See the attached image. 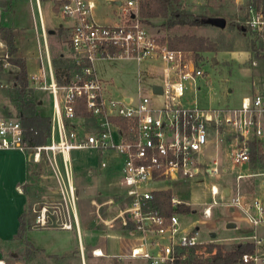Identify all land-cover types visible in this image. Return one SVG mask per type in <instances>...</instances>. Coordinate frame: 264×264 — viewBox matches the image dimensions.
<instances>
[{
	"label": "built area",
	"instance_id": "obj_1",
	"mask_svg": "<svg viewBox=\"0 0 264 264\" xmlns=\"http://www.w3.org/2000/svg\"><path fill=\"white\" fill-rule=\"evenodd\" d=\"M54 1L57 12L72 21L69 45L80 75L79 79L62 86L50 75L48 84L42 85L52 95L53 115L49 139L33 146L32 159L39 161L42 153L53 154L52 163L63 183L65 210L59 205L41 206L34 220L36 226L40 229L75 228L79 232L77 196L73 183H68L69 176L72 182L69 152L94 149L103 155L99 164L102 168L107 166L112 153L119 157L121 192L105 200L92 201L91 225L95 229L125 230L138 235L140 241L130 248L129 258L142 259L146 264H208L206 260L216 255L237 253L229 264H264L263 239L259 236L254 234L244 244H216L211 239L215 234L211 233L208 239L199 240L197 227L187 232L180 230L181 213L173 210L164 214L157 204L158 192L166 189L160 183L202 181L207 175L217 177L227 173L219 157L223 142L228 144L234 165L249 163L252 143L264 144V90L253 89L250 96L241 99L238 107L202 108L188 104L183 99L185 91L200 90V80L206 77L201 67L203 62L192 51L171 48L149 32L138 16L140 0H117L119 22L114 24H99L92 19V0ZM246 12L245 27L255 35L264 54V3H250ZM120 58L137 63L148 59L163 62L162 82L149 83L152 96L160 99L158 105L151 103V97L140 93L134 99L111 94L110 83L96 75L94 62ZM8 59L9 56L0 58L1 69L10 65ZM144 73L151 76L150 72L138 68L139 85L143 83ZM15 85V82L0 81V88ZM153 85L160 86L161 92H154ZM60 90H63L62 102L57 100ZM79 99L96 123V132L79 134L66 128L64 119L75 117ZM111 117L124 118L128 125L126 130H119ZM24 131L17 116L0 118V149L26 153L29 141ZM209 147L214 150L211 155ZM56 154L61 156L62 172L55 161ZM242 176L239 173L236 179ZM15 190L22 193L19 186ZM227 191L225 195L224 191L222 193L229 199L227 204L241 210L248 224L256 226L264 220V203L259 198L246 200L239 191ZM210 194L211 202L201 211L204 218L211 217L212 207L219 204L215 198L219 194L218 186L211 185ZM169 202L173 209L187 204L176 195H171ZM50 209H54L53 212ZM91 253L95 257L106 256L99 248ZM0 264L9 263L0 257Z\"/></svg>",
	"mask_w": 264,
	"mask_h": 264
},
{
	"label": "rangeland",
	"instance_id": "obj_2",
	"mask_svg": "<svg viewBox=\"0 0 264 264\" xmlns=\"http://www.w3.org/2000/svg\"><path fill=\"white\" fill-rule=\"evenodd\" d=\"M94 1L96 3V8L94 9L95 19L98 23H103L104 21L115 23L117 21L115 10L116 12L120 10L115 3L117 0ZM178 2L180 9L190 12L192 15L199 17V19L205 20L210 17H223L226 20L224 27H218L205 21L206 23L200 26H174L171 29L165 28L166 19L160 17L149 19L146 24L143 23L149 32L159 37L168 38L174 35L189 34L205 36L216 43V51L197 54L203 62L201 67L206 73V77L200 80V90L193 92L191 89H187L185 91L183 97L184 101L188 104H196V106L202 108L238 107L241 99L245 96H250L253 89L260 88L264 90V54L255 35L245 27V16L248 5L250 3H263L264 0H178ZM59 16L54 17L56 23H62L64 21V17L62 18ZM70 65L74 66L73 64ZM95 67L97 74L101 78L106 79L111 87L113 84L110 80H112L115 86L129 90L132 96L135 95L137 91L136 61L97 59ZM141 67H145L146 71H149L150 74L153 75L156 74L159 78L165 75L163 62L160 60L148 59L145 63H142ZM32 73L33 72L28 71V76ZM144 74L147 75V73ZM79 75L80 73L77 69H69V79H79ZM146 75L142 78L143 85L141 87V93L144 94L143 96L151 97L152 104L158 105L160 99L152 96L149 89V83H151V81L147 80ZM64 79L66 80L65 76L61 77L60 82H63ZM12 81L13 80H11V82ZM15 81L18 82L17 78H15ZM56 83L58 84V82ZM6 89L7 90L4 91L0 89V118L9 115H14V117L16 115L19 117V111L23 109V106L18 89ZM27 90L29 91V96H27L25 100L34 103L35 113L41 116L51 114V96L48 93H31L30 89L27 88ZM61 94L60 90L58 93L59 98ZM40 95L44 102L42 108H38L37 106V100L40 99ZM2 105L7 107L5 111L2 109ZM81 107L82 104L77 102L75 105V117L72 119H64L66 128L68 130H74L79 134L96 132L98 130L97 125L92 121L90 116L88 118L77 115V110L81 111ZM44 112L47 114H44ZM20 120L23 122L22 119ZM28 144L29 146H27L26 149L28 160L33 163L32 165L37 164L34 168L30 166L33 179L35 180V176H40L42 174L44 177L43 182L49 189L46 201L36 205L28 204L25 216V228L32 229L25 233V238L29 242H32L37 248L33 246V249L28 250L27 245L24 241L22 242V240L16 243L11 241H0V256L5 258L9 264H81L82 254L78 248L58 255L49 253L56 252L58 250L57 248H59L58 246L62 243L66 246L69 244L70 246L76 247L78 241L77 234L74 230L65 231L59 230L60 228L40 229L36 226L34 220L41 206L59 205L61 210L62 208L65 210V202L61 192L62 181L60 182L57 169L52 163L54 162L53 154L42 153L39 161H34L32 159L34 151L33 145H31L30 142ZM222 144V151H220L219 157L221 159V164H223L222 167L227 168V173H220L221 175L217 177L207 175L202 181L178 180L173 183H160V185H166L172 195H176L177 198L187 202L186 205L189 206L190 212L187 214H180L178 218L180 230L182 232H187L193 227H197L199 240L208 239L209 234L214 233L215 236L211 237V239L213 238L216 244L224 245L240 244L249 241L255 234L263 239L262 245L264 246V220L256 226L248 223H239L235 228L225 227V218L227 214L234 211L236 208L229 206L227 204L229 201L228 197H223L222 194L223 191L224 195L227 194V190L230 189L239 191L242 195L249 198L256 197L264 200V168L260 167L262 162L258 158L253 161L251 153H249L250 159L248 164L240 166L234 165L230 158L228 144L224 142ZM262 147L264 153V144H262ZM213 151V147H209L210 155ZM98 154L94 149H73L69 152V161L76 175L72 177L74 192L77 196L76 205L80 212H82V210L88 211L78 218L80 220V225H85L86 228L89 229H91L90 221L93 217L89 201L94 197H99L100 199L101 195L103 196L105 194L103 193L105 191L102 189H105L106 192L109 191L110 194L108 193V196L111 195L110 197L121 192L119 186L117 187L114 183L111 184L112 182L107 181V179L110 180V178L116 177L115 175L113 176L111 173H106L103 175L104 177H102L96 174V170L88 169H95L97 167L103 156L101 155L100 158V154ZM116 158H118V156H116ZM55 161L58 163L60 171L64 169L59 154H56ZM101 173L102 171H100V174ZM239 173L243 174V176L237 180L236 175ZM95 176H101L103 181L106 180L107 183L99 182L96 185V180L94 179L95 181L93 182L92 178ZM211 185L218 186L219 194L218 196L216 195L215 198L218 200L219 204L212 207L211 217L204 218L201 211L205 205L211 202ZM115 186L117 189H115ZM106 195L107 194H105V196ZM35 210L37 211L35 212ZM53 210L54 209H50L52 212ZM55 216L56 214H54L53 218ZM86 239L87 237L83 233L84 242H86ZM107 244L109 245V253H116L120 249L117 240L107 238ZM41 247L46 251H43ZM28 251H30L29 254ZM83 254L85 257V264L141 263L140 260L130 261L127 258L119 259V257L95 258L91 255L90 248L85 244ZM17 255L18 257L13 258Z\"/></svg>",
	"mask_w": 264,
	"mask_h": 264
},
{
	"label": "crops",
	"instance_id": "obj_3",
	"mask_svg": "<svg viewBox=\"0 0 264 264\" xmlns=\"http://www.w3.org/2000/svg\"><path fill=\"white\" fill-rule=\"evenodd\" d=\"M92 1L94 3V8L92 10L91 16L92 19L95 22H97L94 13V9L96 8V3L94 0ZM115 3L119 5L117 1ZM59 15L60 14L57 12V5L54 0H0V27H5L11 30L12 40L14 46L16 47V52L13 55H11V57H20L24 59L26 76H27V88L31 90V93H36V92H40V94L48 93L51 96L52 104H53L52 95L48 90H44L42 85L48 84L51 76L56 82H58L59 86L70 82L69 80L71 79H69V69L74 68V66H69V60H71L70 63L74 65L72 61V52L69 45L70 28L72 26V21L63 18L60 15L64 19V21L63 22L61 21L62 23H56L54 17H58ZM115 17L117 20L115 23L119 22V12H116V10H115ZM245 17H247V12ZM99 24H114V23H110V21H104L103 23H99ZM5 56H9L8 50L6 43L1 38V34H0V58H3ZM8 60L10 62V65L7 68L1 69L0 67V81L9 82L13 80L12 82L16 83V85L13 88H16L18 87V84L15 81V78L19 72V68L18 66L14 65L11 62L10 56ZM113 60L134 61L133 59H126V58L113 59ZM146 61L147 60H144L141 63H137L136 74L138 68H142L141 67L142 63L143 62L145 63ZM95 62H94V71L96 75L100 79L107 81L106 79L101 78L97 74ZM66 64H68V66H66ZM142 69L146 70L145 67H143ZM28 71H31L33 73L28 76ZM63 76H65L66 80L64 79L63 82H60V79ZM147 80L151 81L150 84L162 82V79L159 78V76H157L156 74L155 75L151 74V76H147ZM110 82L113 84V86L110 87L111 94L116 97L124 96V97H131L132 99H134L136 98L138 93L142 94L141 87L143 84L141 85H139L138 83L136 84L137 91L135 92V95L132 96V94L130 95L129 90L121 89L120 87L115 86L112 80H110ZM0 89L3 91L7 90L6 88H0ZM61 93H62L61 97L60 98L59 96L57 97V100L59 102H62L63 90H61ZM43 103H44L43 99L40 95V99L37 100L38 108H42ZM2 106H3L2 109L5 111L7 107L5 105ZM44 114L47 113L44 112ZM52 115H53V108L51 110V114H47V116L52 117ZM98 153L99 152H97V154ZM116 156L117 155H115L114 153L110 155L111 160L108 162L106 167L103 168L100 167L99 165L100 161H99V164L95 169L92 168H88V169L94 171L96 170V174L97 175L99 174L102 177H104L103 175H105L106 173H111L113 174V176L115 175L116 177H112L110 178V180L107 179V181L112 182L111 184L114 183L118 187L120 170H119V165L117 164L119 157L116 158ZM100 158H101V154H100ZM32 164L33 163L30 160H28V156L24 152L15 149H0V241H11L14 243L21 242L20 240L17 239V231L19 228V217L22 215L24 211H27L28 204L36 205L46 201L47 194L49 193V189L43 182L44 177L42 174L40 176H35V180L33 179L30 166L34 168L37 164L36 165L35 164L32 165ZM71 169H72V177L73 175L75 177L76 175L74 173V169L72 166ZM62 171L63 170H61V172ZM100 171H102L101 174ZM101 176L92 177L93 182L96 180L95 182L96 185L99 182L107 183L106 180L103 181ZM17 186L21 188L22 193H19L15 190V187ZM116 186L115 189H117ZM167 189L168 187L166 186L165 190ZM102 190L105 191L103 193L107 194L106 196L105 194L102 196L100 193H98L101 195L100 199L99 197H94L89 201V205L92 210V215L94 214L92 201L104 200L111 196V195L108 196V193L110 194L109 191L106 192L105 189ZM246 198L251 199L252 197L251 198L246 197ZM259 199L264 203L263 199L261 198ZM86 212L88 211L82 210V212H80L76 205L77 218L81 217ZM69 218L71 220L70 212H69ZM228 222H234L236 226L239 223L241 224L247 223L243 218L242 211L239 209H235L234 211H231L230 213L227 214L225 218V225ZM78 225H79V232H76L75 228L69 230L61 229V228L59 229L65 231L74 230L76 232L77 241H78V245L76 247L70 246L69 244L66 246L65 244L62 243L58 246L59 248H57L58 250L56 252H49V253L58 255L73 250L74 248H78L82 254L81 264H85V259H84L85 257L83 254L84 244H85L87 247L90 248V253L91 250L95 248H99L102 252L106 253V256L103 257L106 258L119 257V259L127 258L130 261L140 260L141 261L140 264L142 263L146 264V262L142 259H132L128 257L130 248L133 245L138 244L140 241L138 235H133L125 230L108 229V228L95 229L92 225H91V229H89L86 228L85 225L83 226L80 225L79 218H78ZM31 230L32 229L30 228H26L25 233ZM83 233L87 237L86 242H84L83 240ZM107 238H111L119 242L120 249L118 250V252L109 253L108 251L109 245L107 244ZM245 242H242L240 244H243ZM32 245L35 248H37L33 243ZM41 249H43V251H46L42 247ZM103 257H95V258H103Z\"/></svg>",
	"mask_w": 264,
	"mask_h": 264
},
{
	"label": "trees",
	"instance_id": "obj_4",
	"mask_svg": "<svg viewBox=\"0 0 264 264\" xmlns=\"http://www.w3.org/2000/svg\"><path fill=\"white\" fill-rule=\"evenodd\" d=\"M138 16L142 23H148L149 19L153 18H163L166 19L165 28L171 29L174 26H200L204 25L202 19L192 15L190 12L180 9L178 0H140L138 7ZM1 38L5 41L8 55L10 56L11 62L18 66L19 72L16 75L18 80L19 95L22 98L23 109L19 111V117L22 119V123L25 126V137L30 142L31 145H41L46 143L50 136V117L41 116L35 113L34 103L27 99L29 96V91L27 90V76L25 70V61L20 57H11L16 52V47L14 46L12 40V32L10 29L5 27H0ZM162 43L167 44L171 48H179L183 50H189L196 55L203 52L216 51V43L211 41L205 36L181 34L174 35L172 37L164 38L160 37ZM69 60V66H71ZM68 63V60H67ZM68 66V64H66ZM77 68V65L74 66ZM67 74V73H66ZM68 75V74H67ZM82 104L81 111L77 110L78 116L88 117L82 99L79 101ZM110 120L119 127V130L125 131L127 128V121L124 118L111 117ZM252 160L256 158L260 159L262 162L260 167L264 168V153L261 143L253 142L250 150ZM172 193L169 189L160 191L157 194V204L164 214H170L173 210L178 211L181 214H187L190 212L189 206L186 204H180L178 208L173 209L170 205L169 199ZM26 212L24 211L19 217V228L17 231V239L24 241L27 245L28 250L33 249L32 243H30L25 238V225H26ZM30 251H28L29 254ZM237 253H226L225 255H216L213 259L206 260L208 264H229L235 257ZM18 257L15 256L13 258Z\"/></svg>",
	"mask_w": 264,
	"mask_h": 264
},
{
	"label": "water",
	"instance_id": "obj_5",
	"mask_svg": "<svg viewBox=\"0 0 264 264\" xmlns=\"http://www.w3.org/2000/svg\"><path fill=\"white\" fill-rule=\"evenodd\" d=\"M205 21L207 23L214 24L218 27H224L226 24V20L223 17H210L208 19L202 20L203 23H206ZM153 90L154 92H157V93L161 92L160 86H157V85H153ZM235 226L236 224L234 222H228L225 225L226 228H234ZM211 235L214 236V233H211Z\"/></svg>",
	"mask_w": 264,
	"mask_h": 264
},
{
	"label": "bare ground",
	"instance_id": "obj_6",
	"mask_svg": "<svg viewBox=\"0 0 264 264\" xmlns=\"http://www.w3.org/2000/svg\"><path fill=\"white\" fill-rule=\"evenodd\" d=\"M68 183H69V185H71V178H70V176L68 177Z\"/></svg>",
	"mask_w": 264,
	"mask_h": 264
}]
</instances>
